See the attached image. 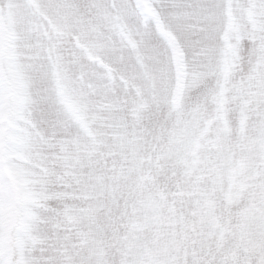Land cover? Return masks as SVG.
Masks as SVG:
<instances>
[{"label":"snow or ice","instance_id":"snow-or-ice-1","mask_svg":"<svg viewBox=\"0 0 264 264\" xmlns=\"http://www.w3.org/2000/svg\"><path fill=\"white\" fill-rule=\"evenodd\" d=\"M0 264H264V0H0Z\"/></svg>","mask_w":264,"mask_h":264}]
</instances>
